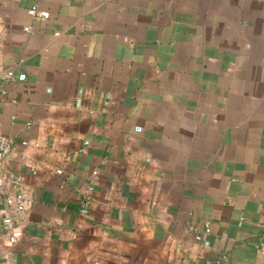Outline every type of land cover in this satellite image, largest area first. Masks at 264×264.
I'll use <instances>...</instances> for the list:
<instances>
[{"label": "crops", "instance_id": "crops-1", "mask_svg": "<svg viewBox=\"0 0 264 264\" xmlns=\"http://www.w3.org/2000/svg\"><path fill=\"white\" fill-rule=\"evenodd\" d=\"M9 67L0 264H264V0H0Z\"/></svg>", "mask_w": 264, "mask_h": 264}, {"label": "built area", "instance_id": "built-area-1", "mask_svg": "<svg viewBox=\"0 0 264 264\" xmlns=\"http://www.w3.org/2000/svg\"><path fill=\"white\" fill-rule=\"evenodd\" d=\"M29 12L35 16L45 17L49 15L48 11L40 10L37 4L33 5L29 9ZM25 29L28 32H33L32 25H26ZM26 76H27L26 72L24 71L18 72L16 67H9L4 69L0 73V97L5 95L6 93L7 82L15 79L24 80ZM11 147H12L11 140L2 133L0 127V194L7 192L6 187L8 183H13L14 185H16L14 191H11L5 195V200L9 206V209L8 211H6L5 215L2 217L0 221V231L6 232L9 236L10 241H16L23 232L18 224L19 214L20 212L32 206V204L34 203V199L31 195H29L26 192L18 175L15 172L6 171L3 168L4 158L7 152L11 149ZM58 171H62V169H58ZM80 202H81L80 211L83 213H87L89 211L90 197L88 195H85L81 197ZM190 228L195 229L193 225ZM210 230H211V225L208 222L205 226L204 231L208 232ZM196 237L198 239H201L203 235L201 232H198L196 234Z\"/></svg>", "mask_w": 264, "mask_h": 264}]
</instances>
